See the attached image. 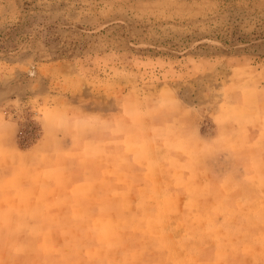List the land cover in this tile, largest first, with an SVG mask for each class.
<instances>
[{
	"label": "rangeland",
	"instance_id": "374dc122",
	"mask_svg": "<svg viewBox=\"0 0 264 264\" xmlns=\"http://www.w3.org/2000/svg\"><path fill=\"white\" fill-rule=\"evenodd\" d=\"M16 147L66 198L1 216L0 264H264V0H0V165ZM197 159L210 200L180 201L160 168Z\"/></svg>",
	"mask_w": 264,
	"mask_h": 264
},
{
	"label": "crops",
	"instance_id": "0c3cea01",
	"mask_svg": "<svg viewBox=\"0 0 264 264\" xmlns=\"http://www.w3.org/2000/svg\"><path fill=\"white\" fill-rule=\"evenodd\" d=\"M186 142V141H185ZM141 144V143H138ZM143 145V144H142ZM38 149V150H37ZM39 150H42L41 152ZM51 152V151H50ZM43 154L45 157H41L39 159V162L34 164H38L36 168L34 167H28L31 166L33 162H31L32 154ZM48 153L49 149L44 147H33V149L23 150L19 148H15V155L13 156V162L10 163L14 167L13 168H7L2 165H0V217L1 216H8V217H28V216H56L60 217L63 215V208L59 207L62 203V201L65 200V194L63 189V182L62 179H49L47 171H52L51 169L47 168L49 166L48 161ZM56 153V152H55ZM127 153V152H126ZM137 153V152H134ZM138 153H141L138 151ZM178 155H182L181 153H178ZM59 156H52V158H56ZM147 159V158H145ZM151 162H148L145 164L147 166V170L140 176L143 178L144 181H141L143 185H151L153 182L149 179V171L152 164V159H150ZM176 162V161H175ZM62 159H55L52 166L58 167L61 166ZM151 163V164H150ZM159 163L161 166L165 164H169L167 162H162L159 160ZM196 165L198 164L199 171L201 174L195 173L194 169L192 170L189 168L188 164L181 163L182 165H179V162L173 163V166L170 164V167H162L161 170H169V175H173V178L170 179V182L173 180H176V178H182L183 179V185L193 187L192 190L187 194L186 192H179L175 193V196L180 201H197V202H207L209 201V197H206L207 195L205 192V187L211 184V180H209V173L208 168L205 166L200 159H197L196 162H193ZM8 164V163H5ZM51 165V164H50ZM108 171L112 174H115V171L121 175V177L118 180H115L117 183H122L123 185H128V180L126 181L124 178L125 174H127V169L125 165L122 163H109L108 164ZM188 166V167H187ZM4 167V168H3ZM56 169V171L58 170ZM95 168V167H94ZM149 168V169H148ZM158 169V167H157ZM93 170V168H92ZM187 170H192L193 174H189ZM113 171V172H111ZM151 171V170H150ZM180 176L178 177V175ZM96 173L93 171L91 175L89 174V177L95 178ZM147 176V177H146ZM145 178L148 180L146 181ZM264 180V179H262ZM93 181V179H92ZM221 186H225L224 181H219ZM80 183V180L73 179L71 185ZM90 183V182H89ZM261 184H264V181L260 182ZM108 186H111L110 182H106ZM172 186V185H171ZM188 190V191H189ZM204 193V194H203ZM169 194L173 195L171 191ZM187 194V195H186ZM221 199L217 198L214 199L213 203L215 206L214 208H210L215 210L217 213L215 214L216 217L224 216L223 212H220L221 205L226 204V196L223 192H221ZM262 197V198H261ZM259 200L264 202V195L257 197ZM261 198V199H260ZM170 199V197H169ZM48 203L49 206H45V208H42L41 206H37L39 204ZM28 203H34L37 204L36 207H38V210L40 212H44L41 215H35L31 214L28 215L26 213H20L21 211H32L31 205ZM219 203V204H217ZM52 204V205H51ZM25 206V208H21ZM19 206V208H18ZM264 206V204H262ZM220 210V211H219ZM202 211V212H201ZM199 213H196L195 211L191 212V216H199L203 218V215L201 213H208L209 211L201 210ZM262 211H264V208H262ZM256 213L258 211H255ZM7 214V215H5ZM75 216V213L70 214V216ZM112 214H106L104 217H114L111 216ZM111 221L109 219L105 220ZM157 225V223H155ZM158 229V228H157ZM220 230V229H219ZM42 233H45L44 230ZM222 239L224 240L223 233H221ZM264 236H260L259 238H262ZM224 243V242H223ZM222 244V243H220ZM185 260H187V263L193 262V254L188 251L184 254ZM194 259H197V257H194ZM202 260L208 261V264H218L220 262H217L215 259L211 258L210 256L202 257ZM222 264V263H220Z\"/></svg>",
	"mask_w": 264,
	"mask_h": 264
}]
</instances>
